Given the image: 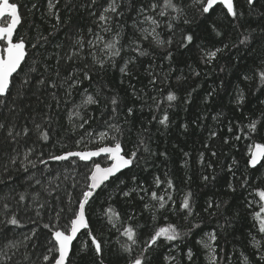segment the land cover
I'll return each instance as SVG.
<instances>
[{
    "label": "snow or ice",
    "instance_id": "snow-or-ice-1",
    "mask_svg": "<svg viewBox=\"0 0 264 264\" xmlns=\"http://www.w3.org/2000/svg\"><path fill=\"white\" fill-rule=\"evenodd\" d=\"M42 6L52 30L29 35L26 6L0 0V264H196L201 250L208 264H264V0ZM204 69L234 79L177 125L207 132L198 167L181 150L180 174L158 172L169 152L156 137L188 112ZM241 141L243 169L224 151ZM196 181L211 190L202 203ZM229 237L243 251L228 255Z\"/></svg>",
    "mask_w": 264,
    "mask_h": 264
},
{
    "label": "trees",
    "instance_id": "trees-1",
    "mask_svg": "<svg viewBox=\"0 0 264 264\" xmlns=\"http://www.w3.org/2000/svg\"><path fill=\"white\" fill-rule=\"evenodd\" d=\"M14 2H17L19 5L26 6L20 9V11L24 13L22 24L19 27V31L22 34L28 33L29 35H34L37 34L38 32H43L44 34H47L49 31L52 30L51 28L52 22L47 20L46 18H42V13L44 11V7L42 6L43 0H14ZM33 3H37L38 5H41V7H39V9H33L31 12H29L28 9L32 8ZM76 15L77 13L75 11L67 12L64 11L62 8L61 11L62 19H68L70 16H76ZM80 22L82 24L84 23V21H80ZM57 32H58V38L60 40H63L65 36L64 31L58 29ZM236 55L237 54L235 53V50H233V56L235 57ZM192 57L193 58L195 57V53L192 54ZM189 62H191V60ZM227 62L228 60L226 55L225 58L220 61V64L225 65L227 64ZM204 70L208 71V75L206 77H201L200 80L197 81V83L201 85V88L199 89V96L194 100L193 104L189 106L188 112H184L183 110H180L179 116L176 120V124L173 125V128L171 129L170 133L163 137L158 135L156 137V141L160 146L159 150L163 151L165 148H167L169 152V160L167 163H161L162 158L156 161V164L159 165V168L156 169V171L158 172L162 173L164 171L171 170L173 174H180L179 164L182 162L181 150L191 153V158L189 160V163L192 166L193 172L195 168L198 167V165L195 164V160L199 155V151L202 148L201 141L205 139V137L207 136V132L202 131L199 128H195V126L193 125L192 128H190L189 133L184 134L183 130L178 128L177 125L182 122L191 121L194 118L196 112L200 111L203 108V102L200 99V97H202L205 94L206 89L214 87L218 83L219 77H226V79L230 82L234 79L230 74L220 73L218 69L215 72L211 71L210 69H204ZM110 75L114 77L116 74H110ZM221 95L224 96V104L226 105L227 96L224 93H221ZM260 99H264V96H261ZM257 106H258V102L256 98L254 96L251 97L244 111V115H248L251 111L255 110ZM219 110H221L219 106V101H217V105L215 106L214 109H209L210 112L219 111ZM222 110L228 118L233 117L234 110L232 108L224 107ZM235 115L238 117L240 116V113L235 112ZM207 123L211 124L212 122L211 120H209L207 121ZM221 134L225 135L226 131L221 130ZM244 143H245L244 141H241L237 145L239 151H237L235 148H227V147L224 148V151L226 153H228L230 156H235L240 161L241 169H243L244 166V159H243ZM217 170L219 171V169ZM221 177L226 178L224 177V173H221ZM193 179L194 181L196 180L195 175H193ZM221 183H223V179L221 180ZM191 187L192 190L198 194L197 195L198 203H202L204 196L206 194L210 195L211 193L210 189L203 188V186L200 185L198 181L193 183ZM240 192L241 190L238 188L237 196H239ZM177 195L179 196V194ZM225 198L231 199V197H225ZM240 202L242 203V201ZM218 243L221 244V247L225 250V252L228 255H231L234 250L237 253L243 251L241 245L233 242L231 240V237L228 238L227 243H225L224 241H218ZM221 255H223V253ZM196 264H208L207 257L203 254L202 250L200 254L197 256ZM230 264H237L236 258L234 256L231 259Z\"/></svg>",
    "mask_w": 264,
    "mask_h": 264
},
{
    "label": "rangeland",
    "instance_id": "rangeland-1",
    "mask_svg": "<svg viewBox=\"0 0 264 264\" xmlns=\"http://www.w3.org/2000/svg\"><path fill=\"white\" fill-rule=\"evenodd\" d=\"M264 171V170H263Z\"/></svg>",
    "mask_w": 264,
    "mask_h": 264
}]
</instances>
